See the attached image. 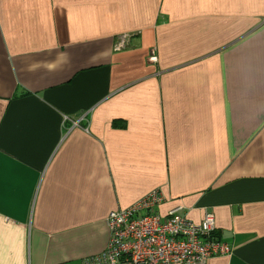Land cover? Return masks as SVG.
I'll list each match as a JSON object with an SVG mask.
<instances>
[{
  "label": "crops",
  "instance_id": "obj_1",
  "mask_svg": "<svg viewBox=\"0 0 264 264\" xmlns=\"http://www.w3.org/2000/svg\"><path fill=\"white\" fill-rule=\"evenodd\" d=\"M153 190L264 264V0H0V264H84Z\"/></svg>",
  "mask_w": 264,
  "mask_h": 264
},
{
  "label": "built area",
  "instance_id": "obj_2",
  "mask_svg": "<svg viewBox=\"0 0 264 264\" xmlns=\"http://www.w3.org/2000/svg\"><path fill=\"white\" fill-rule=\"evenodd\" d=\"M129 38L123 34L115 49L125 48ZM148 60L157 61V56ZM163 201V195L153 190L127 208L110 211L107 248L84 264H210L215 256L231 254V246L214 235L212 211L197 223L179 214V209L162 215L157 207Z\"/></svg>",
  "mask_w": 264,
  "mask_h": 264
}]
</instances>
